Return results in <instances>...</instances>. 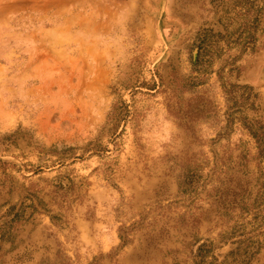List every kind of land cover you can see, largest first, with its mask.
Wrapping results in <instances>:
<instances>
[{
	"label": "rangeland",
	"instance_id": "374dc122",
	"mask_svg": "<svg viewBox=\"0 0 264 264\" xmlns=\"http://www.w3.org/2000/svg\"><path fill=\"white\" fill-rule=\"evenodd\" d=\"M0 264H264V0H0Z\"/></svg>",
	"mask_w": 264,
	"mask_h": 264
}]
</instances>
